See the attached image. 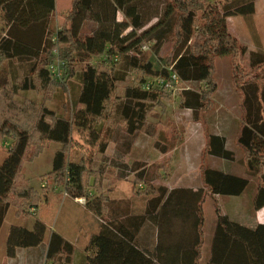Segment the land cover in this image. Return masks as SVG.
<instances>
[{
	"label": "trees",
	"instance_id": "trees-1",
	"mask_svg": "<svg viewBox=\"0 0 264 264\" xmlns=\"http://www.w3.org/2000/svg\"><path fill=\"white\" fill-rule=\"evenodd\" d=\"M143 1L71 0L67 16L57 28L50 18L57 0H0V17L6 25H10L8 36L0 39V55L8 59L28 57L32 63L30 74L35 75H25L21 89L49 88L54 84L53 60L60 59L66 67V80L60 82L65 90L68 89L66 81L74 79L80 72L77 102L81 105L68 115H59L55 110L42 106L32 123L27 125L24 118L26 105L15 99L16 90L5 89L3 96H0V136L10 135L13 138V144L0 164V231L11 205L16 206L22 216H31L30 211L34 208L33 215L36 216L41 195L25 178L23 168L27 161H32L43 152L44 145L39 139L60 144L54 156L53 169L43 177L55 178L72 198L85 197L86 207L96 216L106 214L105 196L90 195L85 175L88 173L99 177V172L92 169L90 164L96 152L107 148V143L103 142V126L110 120L109 101L113 97L117 78L102 65L94 66L91 60L95 57L106 56L107 60L113 61L118 55L122 56L140 74H151L166 81L172 80L173 73L178 74L181 81H188L194 78L192 71H197L195 77L205 82L206 86L200 90L184 88L182 104L200 111L211 105V96L217 89L215 58L231 55L243 107L248 102L244 90L248 85L259 89L261 101H264V52L252 53L247 65L248 47L227 27L228 17L243 15L255 32V0H225L223 3L212 0H167L162 17L156 14L145 20L139 6ZM118 11H122L128 20H117ZM90 14L99 27L84 35L83 23ZM152 17H157L158 22L128 43L135 36V30L143 28ZM165 22L167 28L160 29ZM129 27H133V30L124 35ZM17 32H22L24 37H18ZM24 34H28V38ZM167 34L171 35L172 45L162 63L157 68L152 61L140 63L141 43L147 37L158 40ZM161 86L166 90L165 86ZM161 93L164 95V91ZM156 96L150 88L126 89L127 102L139 108L138 111H126L130 133L144 128L154 108L162 104ZM154 99L157 100L153 104L155 107L145 106L147 101L153 102ZM260 104L257 105L259 109ZM262 120L257 110L253 117L248 115L238 139L248 169L253 170L257 166L259 183L253 200L256 210L264 207ZM73 151L79 154V159L70 158ZM207 155L229 160L234 158L233 151L226 148L225 137L209 134L201 155L204 187L197 190L175 188L166 197H158L150 203L145 215L131 218L135 232L122 223H103L100 232L90 236L85 264H201L206 220L204 203L210 196L240 195L250 183L247 177L209 168L204 162ZM215 210L217 226L208 264H264V224L248 227L235 222L221 213L217 202ZM172 217L182 221L184 228H190L191 222L194 223L197 233L194 251H146L137 244L136 229L147 218L163 228L164 219ZM46 230V224L40 219H36L33 229L12 226L7 239V256L14 257L18 248L40 246ZM74 251L72 243L53 232L48 244L47 262L72 264ZM172 252L183 256H176ZM169 254L172 257H168Z\"/></svg>",
	"mask_w": 264,
	"mask_h": 264
},
{
	"label": "rangeland",
	"instance_id": "rangeland-1",
	"mask_svg": "<svg viewBox=\"0 0 264 264\" xmlns=\"http://www.w3.org/2000/svg\"><path fill=\"white\" fill-rule=\"evenodd\" d=\"M212 1L223 3L225 0ZM166 3L167 0L140 2L139 6L144 20L156 14L162 17L166 10ZM262 3L263 5L259 6L258 15L253 17L255 32L248 26L242 15L227 19L229 31L248 47L247 65L250 64L252 53L264 52V2ZM70 6L71 0H57L56 9L50 16L54 27L59 28L62 25ZM116 18L119 21L128 20L122 11L116 13ZM157 22L158 18L152 17L143 28L135 30V36L128 43L136 40L144 30L149 29ZM98 27L99 24L90 14L83 23L82 32L85 35L95 31ZM166 28L167 23L165 22L160 29L165 30ZM9 30L10 25H6L0 17V39L7 37ZM132 30L133 27H129L125 30L124 35ZM17 35L24 37L22 32H17ZM26 35L28 38L29 35ZM147 38L140 45L141 57L139 60L143 64L152 61L154 67L157 68L170 50L171 35L167 34L158 40ZM53 62L55 64L52 73L54 84L47 89L23 90L21 81L25 75L30 74L29 70L32 65L30 59L22 56L8 59L0 55V96H3L5 89L16 90L15 99L26 105L24 118L27 125L32 123L35 114L42 106L55 110L59 115H68L77 107H81L77 102L80 91V72L74 79L66 81L68 89L65 90L60 82L66 80V67L60 59H55ZM91 63L96 67L102 65L117 78L113 97L109 101L110 120L103 126V142L107 143V148L105 151L96 152L90 164L92 169L99 172V177L96 178L88 173L85 175L89 185L88 191L92 197H98L101 194L105 196V204L110 206L111 212L113 208L117 209L119 203L121 207H124L121 209L123 214L136 212L137 215L134 216L145 215V210L150 203L160 196L166 197L173 189L197 188L199 165H201V155L206 139L209 134L218 133L224 135L228 140L229 148L234 150V158L231 161H225L207 155L204 160L205 164L215 168L228 169L230 172L234 171L250 180L247 191L241 196L239 203H231L228 198L223 196L218 201L223 202V208L230 212L235 219H240L244 212L248 214L251 211L253 215L255 214L252 197L259 183L256 174L257 166L255 165L253 170L248 169L244 160V151L239 146L238 139L248 115L253 117L257 110L264 121V111L261 112L264 110V101H261L263 100L261 91L248 85L244 88L248 102L243 107L241 93L235 81V67L231 55L215 58L214 78L217 89L211 96V105L200 111H193L182 104L184 88L200 90L206 86L205 82L199 81L195 77L197 74L195 70L192 71L193 79L181 81L174 89L167 91L162 88L163 84L157 80L156 76L147 73L140 74L138 69L129 65L122 56L118 55L113 61L107 60L106 56L95 57ZM30 75L35 76L34 74ZM149 85L150 91L157 95L158 100L161 99L162 104L155 107L153 104L157 102L156 99L153 102L147 101L146 107L154 106L155 108L150 114L146 126L135 133H130L126 111L131 112L132 109L138 111L139 108L127 102L126 89L128 87L148 89ZM162 91H164V95L161 93ZM259 102H261L260 109L257 108ZM262 129L264 134V126ZM36 138L38 139V136ZM39 140L44 145V150L38 157L24 164V176L29 177L30 183L36 189L38 188L40 195L42 190L51 192L55 190V187L61 188L60 197L62 194L68 195L64 185L59 184L55 178L48 179L41 176L42 173H47L45 170L52 167L55 151L59 144L45 139ZM12 144L13 138L10 135L0 136V164L4 161ZM77 155L79 154L73 151L70 158L77 159L79 157ZM41 178H43L46 187H40ZM42 198L41 195L39 204H41ZM82 205L86 206V204ZM44 208L46 206L42 205L40 210L42 211ZM204 208L208 219L215 218L214 201L208 199ZM240 209L242 211L238 212ZM30 213L33 215V211ZM28 217L22 216L17 207L11 205L0 231V264H4L7 256V239L12 225L22 224ZM132 217H128L129 221ZM107 222L116 225L115 221L108 220Z\"/></svg>",
	"mask_w": 264,
	"mask_h": 264
},
{
	"label": "crops",
	"instance_id": "crops-1",
	"mask_svg": "<svg viewBox=\"0 0 264 264\" xmlns=\"http://www.w3.org/2000/svg\"><path fill=\"white\" fill-rule=\"evenodd\" d=\"M262 2H264V0H255V13L253 14V17L258 15L259 6L260 4L263 5ZM244 20L246 21L245 17ZM211 134L221 135L218 133H211ZM223 137L225 136L223 135ZM206 144H207V139H206ZM239 146L242 148L240 144ZM59 148H60V144L57 147L56 151ZM226 148L234 152L233 149L229 148L227 139H226ZM210 156L217 157L214 155H210ZM218 158H221L225 161H231L229 159H225L222 157H218ZM208 167L221 170L227 173L235 174L238 176H242L241 174H237L234 171L230 172L228 169L215 168L211 166ZM52 169H53V164L52 167H50L48 170H45V172H49ZM44 174L45 173H42L41 176H43ZM198 174H199V182L197 188L204 187V183L201 176V165H199ZM26 178L28 179L29 177L27 176ZM40 181H41L40 187L41 188L46 187L43 178H41ZM188 188H192V187H188ZM247 188L240 195H215L208 197V199H211L212 201H214V203L217 202L220 206L221 213L227 215L231 220L235 222H239L240 224H243L248 227H255L257 224H264V207H262L259 210H256L254 208L256 211L254 215L251 211L248 214L244 212L241 214L240 219H235V217L230 212L226 211L223 208L224 206L223 202L220 203L218 201L221 200V197L223 196L228 198V201L231 203L232 202L239 203L241 201V196L247 191ZM54 189L55 190H52L51 192L48 190L45 191L42 190L41 195L43 197L42 198L43 200L41 204H39V206L36 208V216H33L31 214V216L25 219L22 224H18V226H25L28 229H33L36 219H40L41 221H43L47 227L44 242L40 246H36V247L18 248L17 253L14 257L6 256L4 260V264H52V262L50 261L47 262L46 255H47L48 244L53 232L59 233L66 240H68L70 243L74 245L75 251L73 254L72 264H85L86 257L88 255V252L86 251V246L89 243L90 236L92 234L99 233L102 224L106 223L108 220L115 221L116 223L118 222L122 223L127 229L135 232V227L133 226L132 223H130L128 217L137 215L136 212H133V214L131 213L123 214L121 212V209L124 207H121L119 203L117 209L113 208L112 209L113 211L111 212V208H109L110 206L106 204V206H108L106 215L103 216V218H99L86 206H83L80 202H78L75 198H72L66 194H65L66 196L62 194V196L60 197L59 195L61 194H59V192L61 191V188L55 187ZM256 191L257 188L255 189L252 200H254ZM205 203H204V207H205ZM42 205H45L46 208L42 209L41 211L40 209ZM241 211H242L241 209L238 210V212ZM162 223H163V228L159 227L155 222H152L150 218H147L145 223L140 225L139 226L140 228L136 229L135 239L137 244L146 251H194L196 247L197 233L193 222H191L190 228L182 227V221H178L173 217L171 219L169 218L164 219ZM216 226H217V214L213 219H208L206 216L205 225H204V231H205L204 242L201 247V251H202V255L200 259L201 264H208L211 259L212 244H213ZM159 232H161V237H159ZM172 254H176V253L172 252ZM176 256L181 257L183 255L177 253ZM168 257H172V255L169 254ZM176 260L179 261L178 258ZM180 261H182V259Z\"/></svg>",
	"mask_w": 264,
	"mask_h": 264
},
{
	"label": "built area",
	"instance_id": "built-area-1",
	"mask_svg": "<svg viewBox=\"0 0 264 264\" xmlns=\"http://www.w3.org/2000/svg\"><path fill=\"white\" fill-rule=\"evenodd\" d=\"M157 80L159 82H162L163 86H165L166 90H171V89H174L176 87L177 84H179L181 82V79L180 77L178 76V74L176 73H173L172 74V80L171 81H166L164 80L163 78L161 77H158ZM149 86H147V88H149ZM69 180V178H67ZM67 194V192H66ZM76 200L82 204H86V198L85 197H79V198H76ZM34 209H32L33 211Z\"/></svg>",
	"mask_w": 264,
	"mask_h": 264
}]
</instances>
